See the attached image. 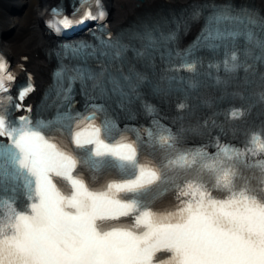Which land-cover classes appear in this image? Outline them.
Returning <instances> with one entry per match:
<instances>
[{"label": "snow or ice", "instance_id": "6c2138e0", "mask_svg": "<svg viewBox=\"0 0 264 264\" xmlns=\"http://www.w3.org/2000/svg\"><path fill=\"white\" fill-rule=\"evenodd\" d=\"M92 7L75 23L96 21L99 35L54 50L59 103L49 119L33 121L31 75L13 94L16 77L0 58V264H264V161H249L264 155V122L238 147L221 144L217 119L224 102L233 120L264 105V13L206 0L174 29L160 19L113 37L103 0ZM197 25L181 48V33ZM72 26L67 15L47 22L56 34ZM147 97L177 98L179 120L216 110L175 126ZM140 112L146 124L120 127L121 114ZM190 135L207 139L189 147ZM165 195L171 206L154 210Z\"/></svg>", "mask_w": 264, "mask_h": 264}, {"label": "bare ground", "instance_id": "6f19581e", "mask_svg": "<svg viewBox=\"0 0 264 264\" xmlns=\"http://www.w3.org/2000/svg\"><path fill=\"white\" fill-rule=\"evenodd\" d=\"M55 0H0V43L8 50L20 47L25 37L34 34V41L30 46L33 53L38 52V47L46 43V36L42 29H37V18L45 14L48 5ZM113 1V0H109ZM148 0L147 2H153ZM168 1V0H165ZM186 2L187 0H169ZM114 3L125 7L127 13L135 10L138 0H115ZM141 3V2H140ZM148 4V3H147ZM24 8H26L24 14ZM15 11L16 14L12 13ZM21 11V14L18 13ZM15 31L14 35L7 36L9 31ZM27 41V40H26ZM31 67L37 68L44 59L42 56H31Z\"/></svg>", "mask_w": 264, "mask_h": 264}]
</instances>
